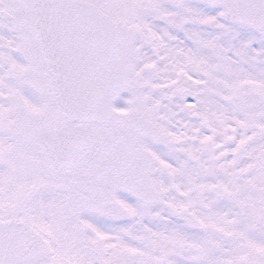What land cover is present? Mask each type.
I'll use <instances>...</instances> for the list:
<instances>
[{
	"label": "snow or ice",
	"instance_id": "6c2138e0",
	"mask_svg": "<svg viewBox=\"0 0 264 264\" xmlns=\"http://www.w3.org/2000/svg\"><path fill=\"white\" fill-rule=\"evenodd\" d=\"M0 264H264V0H0Z\"/></svg>",
	"mask_w": 264,
	"mask_h": 264
}]
</instances>
